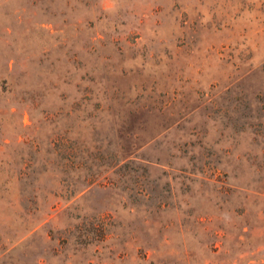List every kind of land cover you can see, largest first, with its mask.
<instances>
[{"label":"rangeland","instance_id":"rangeland-1","mask_svg":"<svg viewBox=\"0 0 264 264\" xmlns=\"http://www.w3.org/2000/svg\"><path fill=\"white\" fill-rule=\"evenodd\" d=\"M0 264H264V0H0Z\"/></svg>","mask_w":264,"mask_h":264}]
</instances>
